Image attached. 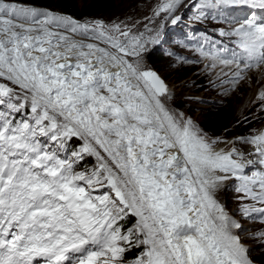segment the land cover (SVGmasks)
Segmentation results:
<instances>
[{
  "label": "snow or ice",
  "instance_id": "snow-or-ice-1",
  "mask_svg": "<svg viewBox=\"0 0 264 264\" xmlns=\"http://www.w3.org/2000/svg\"><path fill=\"white\" fill-rule=\"evenodd\" d=\"M180 4L162 0L154 15L167 20ZM237 4L264 11V0L195 7ZM61 27L108 47L52 30ZM145 27L80 24L0 0V264H124L132 246L143 250L128 264H252L214 195L229 179L218 172L244 166L166 108L165 83L142 65L160 31ZM220 34L240 38L243 58L221 60L238 64L237 80L264 65V18L253 12ZM73 138L81 143L69 154ZM250 142L264 165V132ZM85 154L97 165L76 171ZM238 178V191L264 202V173ZM129 214L137 221L124 232Z\"/></svg>",
  "mask_w": 264,
  "mask_h": 264
},
{
  "label": "rangeland",
  "instance_id": "rangeland-1",
  "mask_svg": "<svg viewBox=\"0 0 264 264\" xmlns=\"http://www.w3.org/2000/svg\"><path fill=\"white\" fill-rule=\"evenodd\" d=\"M75 1L78 6L82 3L89 4V0ZM161 2L162 0H94L90 3H93L90 7L92 12L77 18L55 7L35 3L22 5L35 7L42 12L46 10L58 16L70 17L80 24L95 20H100L106 25L120 24L122 28L125 26L130 28L134 34L143 32L147 35L145 26H147V29H151L153 34L159 30V41L148 43L146 51L142 53V65L144 69L155 72L165 83L167 93L163 98V102L170 113L183 120H190L199 134L210 145L217 143L222 145L235 138L254 137V134L264 125V112L257 118L256 114L249 113L248 110L236 113L237 109L235 108L239 95L245 92V88L249 86L248 82L244 83L241 89H238L237 95H234L236 94L234 93L232 98L230 97L231 99L228 98L231 104L228 108L225 107L223 97L230 96V92L234 91V87L227 85L237 84L242 79L237 80L235 75H232L233 73L230 74L223 68L224 76L209 84L208 78L211 72L208 69L210 66H206V61L211 59H209L210 56L204 53L206 46L208 48L210 46L218 48L216 42L207 40L212 38L211 32L219 31L221 33V30L231 32L246 18L251 17L253 13L244 6H239V4L221 5L218 7L219 11L208 7L197 9L195 4L200 3V0H188L186 4L177 8L171 18L164 20L163 17L166 14L154 15V10ZM229 9L232 10L229 11ZM77 11L81 13L80 10ZM201 12L204 13L203 16L200 15ZM260 12L258 11V14H256L257 19L264 18V13ZM225 15L226 17H224ZM175 16H179L180 19L173 24L172 19ZM162 23L164 26L161 29ZM206 25H210L214 29H210ZM198 28L200 32L196 31ZM52 30L69 37L74 42L92 43L99 47H108L99 40L90 39L89 37L93 35L91 32L88 36H85L66 31L63 27L53 28ZM217 37L230 38L229 44L234 46L238 45L237 42L240 39L236 35L220 34ZM229 50L232 49L228 47ZM156 55L158 57L157 61L151 64L149 59L156 57ZM217 60L209 61L213 64V66L211 65L213 73L216 72L217 68L223 67V65L217 63ZM215 88H219V92L213 91ZM226 93L229 94L225 95ZM74 139L76 144L70 145L69 154L71 151L78 149L81 143L76 138ZM237 152L242 151L239 149ZM256 158L261 160L260 155L255 156ZM87 162L90 164H87ZM96 165V158L85 154L83 160L76 165V171L91 170ZM248 169H246V172ZM224 174L228 175L229 179L223 181L221 187L217 188L214 194L215 199L223 207L228 217L239 225L238 228H233L232 232L240 238V242L245 247L252 264H264V212L259 211L264 209V202L259 199L254 200L245 192L238 191V188H241L244 182L231 180V177L235 176L237 178L238 175ZM227 181H230L229 185ZM252 187L255 192L260 191L258 183ZM250 212L256 218L249 217ZM125 220V224H129L131 221V228H133L137 217L129 214ZM124 264L128 263L124 262Z\"/></svg>",
  "mask_w": 264,
  "mask_h": 264
},
{
  "label": "bare ground",
  "instance_id": "bare-ground-1",
  "mask_svg": "<svg viewBox=\"0 0 264 264\" xmlns=\"http://www.w3.org/2000/svg\"><path fill=\"white\" fill-rule=\"evenodd\" d=\"M187 1L188 0H181L180 6L186 4ZM239 6H245L246 7L247 5L239 4ZM230 10H232V9H229V11ZM260 13H262V11ZM229 36H234V35H229ZM229 51H232V50H229ZM198 58H197V60H198ZM209 59L214 61V59L211 57H209ZM200 60H199V62H200ZM211 60H209V61H211ZM221 60H222V58H219L217 60V63H219L220 65H223V67L219 68V69L217 68L215 73H213L212 68H211V65L213 66V64L210 63L209 61H206V66H208V65L210 66L208 69L211 72V75L208 78L209 84L216 82L219 78H222L224 76L223 75L224 74L223 68H225V70L228 73H230V74L233 73L232 75H235V73L238 71V64L237 63H231V64L225 65V64L221 63ZM226 60H231V59L227 58ZM239 68H243V63H239ZM241 75L243 76V79L240 80V82H238L237 84L231 83L230 85H227L229 87H234V91L232 93L230 92V96H228V97L224 96L223 97L225 99L224 106L228 108L231 104V102L228 100V98H230V97L232 98V94L238 92V89H241L243 87V84L248 82L247 84H249V86L247 85L248 87L245 88L246 91L244 90L245 92H242L239 95L238 100L236 101V107H235L237 109L236 113H242V112H245L246 110H248L249 113L256 114L257 118H259L261 116V113L264 112V101H261L259 99L260 94L262 92H264V65H261L259 68L254 67L252 69L246 70L243 73H241ZM254 76H255V78H254ZM213 91L219 92V88H215V89H213ZM228 94L229 93H226L225 95H228ZM234 95H237V93ZM236 113H234V114H236ZM261 132H264V125L259 129V131L257 133L254 134V136L260 134ZM248 138H250V139H248ZM251 138L252 137L249 136L247 138L242 137V138H235L234 140L231 139L232 141H228L227 143H225V144L223 143L221 145V147L223 148V151H221V149H218L217 151H213V152H219V153H224V154L231 152L233 154L232 155L233 159L237 160L238 162H242V165L244 166L243 171H238L235 174L232 173L233 175H238L237 178L235 176L231 177L232 181H240L241 179L238 178L240 176L252 177L254 173H264V165H262L260 163V159L259 160L257 158L255 159V156L257 157V155H259V154L256 151V145L250 142ZM239 149H241L242 152H237ZM238 154H239V156H237ZM249 162H251V163H249ZM246 169H248L247 172H246ZM217 174L218 175H225L224 173H219V172ZM242 181L243 180H241V182ZM229 182L230 181H227L228 185H229ZM221 184H219L218 188L221 187ZM248 216L256 218V216H254V214L252 212H250L248 214ZM263 240H264V238H263Z\"/></svg>",
  "mask_w": 264,
  "mask_h": 264
},
{
  "label": "trees",
  "instance_id": "trees-1",
  "mask_svg": "<svg viewBox=\"0 0 264 264\" xmlns=\"http://www.w3.org/2000/svg\"><path fill=\"white\" fill-rule=\"evenodd\" d=\"M93 1L94 0H89L88 5L82 3L80 6H78L75 0H18V2L21 4L35 3V4H41V5L48 6V7H55L56 9H60L63 12L72 14V16H74L75 18L90 14L92 12L90 10V7L91 5H93V3L92 4L90 3ZM77 10H80L81 13H78ZM157 58H158L157 55L156 57L150 58L149 59L150 63L154 64L157 61ZM71 144L72 145L76 144V140L74 138L72 139V141H70V145ZM87 164H90V163L87 162ZM125 221L126 220L124 219L120 223L123 225L122 231L127 232V230L131 228L132 222L130 221L129 224L128 223L125 224ZM141 249H142L141 247L139 248L135 246L130 247L124 253V262L128 263V261L133 260L142 251Z\"/></svg>",
  "mask_w": 264,
  "mask_h": 264
}]
</instances>
